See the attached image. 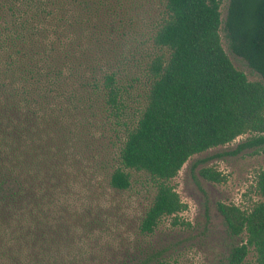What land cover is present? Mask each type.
Here are the masks:
<instances>
[{"label": "trees", "instance_id": "trees-1", "mask_svg": "<svg viewBox=\"0 0 264 264\" xmlns=\"http://www.w3.org/2000/svg\"><path fill=\"white\" fill-rule=\"evenodd\" d=\"M158 4L146 28L127 37L123 0H0V264H177L102 241L106 226L76 196L62 151L72 117L117 143L109 187L128 188V170L152 182L136 223L143 235L184 208L169 181L191 155L244 133L237 149L264 152V0H228L222 24L228 48L260 81L220 45V0ZM128 42L136 55L124 52ZM137 82L143 89L132 98L127 88ZM198 173L224 178L209 167ZM254 192L246 208L217 204L240 238L226 264L248 254L264 264V169Z\"/></svg>", "mask_w": 264, "mask_h": 264}, {"label": "rangeland", "instance_id": "rangeland-1", "mask_svg": "<svg viewBox=\"0 0 264 264\" xmlns=\"http://www.w3.org/2000/svg\"><path fill=\"white\" fill-rule=\"evenodd\" d=\"M123 1L124 8H127L125 30L129 37L130 30L138 32L146 28L158 11L159 4L158 0ZM227 2L220 0L219 4L220 45L231 64L248 80L260 81V76L228 48L222 29ZM135 38H139L137 33ZM135 43L125 44L123 49L127 56L132 55H129L130 52H137L138 45ZM130 70L137 72L136 67ZM142 89L141 82L134 83L127 88V95L140 98ZM67 123L71 130L67 126L68 146L62 151L67 153L72 189L78 198L89 202L106 226L108 235L107 238L102 237L103 242L107 240L120 251H143L151 253L153 259L177 264H226L229 248L240 238L229 234L217 204L231 203L246 208L258 199L254 184L257 173L264 169V152L257 146L237 149L251 134L238 135L228 143L191 155L169 181L184 208L175 217H161L153 231L143 235L137 233L136 223L152 197L153 184L148 176L128 170V188L119 190L109 187L106 179L111 166L116 164L117 143L106 139L102 134L104 131L98 127L84 131L85 122L80 115L70 118ZM201 167L220 172L223 180L216 182L203 178L198 173ZM250 261L248 254L240 264H251Z\"/></svg>", "mask_w": 264, "mask_h": 264}]
</instances>
